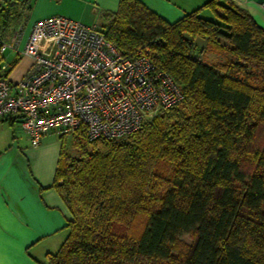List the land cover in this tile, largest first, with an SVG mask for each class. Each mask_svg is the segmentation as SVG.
I'll list each match as a JSON object with an SVG mask.
<instances>
[{"label":"trees","instance_id":"obj_1","mask_svg":"<svg viewBox=\"0 0 264 264\" xmlns=\"http://www.w3.org/2000/svg\"><path fill=\"white\" fill-rule=\"evenodd\" d=\"M207 6L223 13L170 22L121 0L107 39L126 55L148 49L184 100L125 139L75 133L94 145L62 153L54 185L73 217L48 264H264V27L235 0ZM13 18L0 6L1 33ZM195 38L231 58L203 62Z\"/></svg>","mask_w":264,"mask_h":264},{"label":"built area","instance_id":"obj_2","mask_svg":"<svg viewBox=\"0 0 264 264\" xmlns=\"http://www.w3.org/2000/svg\"><path fill=\"white\" fill-rule=\"evenodd\" d=\"M22 31L10 40L0 32V56L11 48L33 60L16 82L0 73V121L14 119L34 146L47 134H75L82 127L90 142L125 139L184 100L148 49L126 55L94 25L64 15L39 20L20 50Z\"/></svg>","mask_w":264,"mask_h":264},{"label":"crops","instance_id":"obj_3","mask_svg":"<svg viewBox=\"0 0 264 264\" xmlns=\"http://www.w3.org/2000/svg\"><path fill=\"white\" fill-rule=\"evenodd\" d=\"M140 1L175 22L187 13L206 8L210 0ZM262 1L237 3L259 23L264 13ZM120 3L121 0H0V6L10 7L15 16L2 35L10 40L21 27L19 49L23 50L33 25L55 15L105 30ZM32 62L30 56L9 49L1 61V67L6 64L8 68H1L0 73L16 82ZM64 135L47 134L34 146L14 120L0 121V264H48L49 256L60 250L69 234L67 224L73 216L54 185L62 153L69 155L64 150Z\"/></svg>","mask_w":264,"mask_h":264},{"label":"rangeland","instance_id":"obj_4","mask_svg":"<svg viewBox=\"0 0 264 264\" xmlns=\"http://www.w3.org/2000/svg\"><path fill=\"white\" fill-rule=\"evenodd\" d=\"M222 13H223V8L218 7L216 9H213L210 6H207L206 8L200 11V14L204 18H208V19H218L219 18L218 15ZM261 20L263 21V23L261 22ZM261 20H259L260 21L259 24L264 27V13H263ZM189 38L191 39V36H189ZM194 42H195V52L194 53L198 54L201 60L207 64L216 65L218 63H224L228 59L231 58L230 54L227 52H219V51L212 49L207 44V40L205 38H195ZM8 54H9V51L8 53H6V55ZM75 139H76L75 134H65L62 138V140L64 141V148H65L64 150L72 158L77 159L81 157L80 145L84 148H87V150L92 151V148L94 145L93 143H90L85 138L84 139L82 138L80 139L81 143L77 145V142L75 141ZM142 216L143 218L141 217L138 219L139 223H141V221L143 223L140 225V227H142L145 222L144 215L142 214ZM193 241H194V237L190 233H187L181 236L176 245L175 254L180 255L181 253H184L186 250H188L189 247H191V245L193 244Z\"/></svg>","mask_w":264,"mask_h":264}]
</instances>
